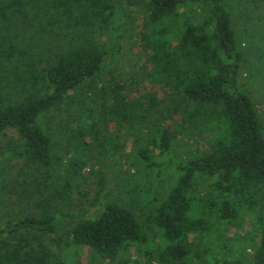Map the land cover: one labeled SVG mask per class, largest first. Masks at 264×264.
<instances>
[{
	"label": "trees",
	"instance_id": "1",
	"mask_svg": "<svg viewBox=\"0 0 264 264\" xmlns=\"http://www.w3.org/2000/svg\"><path fill=\"white\" fill-rule=\"evenodd\" d=\"M201 3L208 6L202 14L182 11ZM230 9L226 0H0V135L15 130L19 158L47 177L34 179L27 193L37 212L0 228V264H68L82 248L112 264H139L127 257L131 251L177 263L198 255L193 237L219 240L228 224L244 221L246 202L255 207L264 189V125L252 92L240 87L246 51ZM141 18L137 39L132 30ZM125 38L152 66L142 69L147 83L174 94L147 92L130 101L127 83L98 89L114 45ZM84 86L92 90L87 117L76 120L74 156L52 182L49 172L61 159L39 120ZM112 123L139 131L144 142L135 156L145 168L160 173L170 165L178 175L164 197L147 190L142 210L106 203L96 217L80 219L70 210L89 163L98 150L105 159L118 153ZM190 128L206 130L207 145L176 162L172 145ZM199 178L215 179L220 203L195 201ZM95 195L90 209L107 198L102 174ZM250 221L258 234L251 256L218 264H264V206Z\"/></svg>",
	"mask_w": 264,
	"mask_h": 264
},
{
	"label": "rangeland",
	"instance_id": "2",
	"mask_svg": "<svg viewBox=\"0 0 264 264\" xmlns=\"http://www.w3.org/2000/svg\"><path fill=\"white\" fill-rule=\"evenodd\" d=\"M226 2L232 8L230 10L239 43L246 51L242 62L240 87L252 92L258 114L264 125V0H226ZM207 7L206 4L201 3V6L189 5L182 11L202 14L207 11L204 9ZM142 18L135 22L132 30L137 39L140 38L138 36L142 30ZM111 41L114 44V40ZM129 45L131 44L126 38L121 41L120 46L114 45L116 51L113 54L115 56L108 57L107 68L102 78L98 79V89L104 86L109 87L115 82L127 83L124 92L130 101L136 100L141 94L147 92H157L161 98L164 96L169 98L170 95L174 94L171 93L170 89L164 88L160 84L151 85L147 83L146 74L142 73V69L144 67L151 70L152 66L145 62L141 48L135 46L129 50ZM260 52L261 55L259 56ZM91 91L86 90V86L72 91L60 108L44 114L39 120V125L50 136L54 144L57 158L61 159L57 160L54 169L49 172L52 182L58 181L63 174L62 168L74 156V143L71 136L78 126L76 120L81 116L87 117L89 108L86 104L92 101ZM179 119L177 118V120ZM111 125L113 144L117 146L118 153L111 158L115 152L109 151V155L105 159L102 153L97 154L100 151L98 150L95 153L98 160L89 163L84 177L78 183L79 187L75 188L74 206L70 210L75 214L81 213L80 219L96 217L106 203H116L142 210L147 202L144 200L147 190L150 189L152 193L164 197L167 194V189L174 183L178 175L176 168L170 165H164L160 173L156 168H145L142 159L141 162L140 158L135 156V151L144 142L142 141L143 138L139 139V131L130 130L126 124L116 126L115 123H112ZM207 134L206 130L190 128L189 133L178 137V143H173L172 159L178 162L192 157L198 148H204L207 145L204 141ZM18 140L19 136L13 129L6 130L0 135V228L11 219L37 212L35 209L28 208V203L31 202L27 199V193L30 189H34L35 185H32L34 179L45 180L47 178L43 175L44 170L38 171L27 166L24 160L19 158L17 149L14 148ZM88 140L90 139L88 138ZM72 145L73 147L70 148ZM152 153L159 163L163 161V158L160 157L159 148H153ZM101 174L105 177L107 198L101 205H96L90 209L96 196L98 177ZM28 182L29 184L26 185L25 183ZM214 182L215 179L213 178H199L197 186L193 190V197L196 202L202 198L210 199L215 203L221 202L218 192L213 188ZM263 196L264 189L255 196L257 197L255 207L249 201L246 202V208L241 215L244 221L234 220L232 224H228L224 238L217 240L218 238L195 236L192 241L194 244H200L198 255L188 260L169 264H218L216 260H238L250 257L253 251L252 246L258 237L250 225V217H252V212L257 213V210L264 206ZM64 209L67 210V207ZM88 209L90 210L86 213ZM138 215H141L140 212ZM215 215L216 213L213 212L210 218L211 223L214 222ZM54 237L55 235L51 236V238ZM53 248L56 249L55 246ZM75 257L77 259H68V264H112L105 259L94 257L85 248L79 249ZM127 257L130 258L131 262L138 261L139 264H166L157 258L150 260L144 255L139 256L134 251L128 253ZM123 261L116 264H124Z\"/></svg>",
	"mask_w": 264,
	"mask_h": 264
}]
</instances>
